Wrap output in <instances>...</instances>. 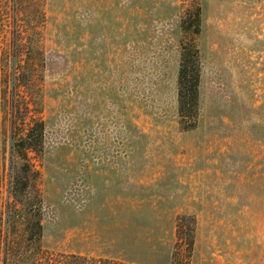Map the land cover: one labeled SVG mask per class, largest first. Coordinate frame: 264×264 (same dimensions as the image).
<instances>
[{"label":"rangeland","instance_id":"obj_1","mask_svg":"<svg viewBox=\"0 0 264 264\" xmlns=\"http://www.w3.org/2000/svg\"><path fill=\"white\" fill-rule=\"evenodd\" d=\"M197 3L200 112L184 130L181 21ZM25 103L46 124L29 152L43 252L11 182ZM179 214L197 221L191 264H264V0H0V264L8 233L9 264H171Z\"/></svg>","mask_w":264,"mask_h":264},{"label":"trees","instance_id":"obj_2","mask_svg":"<svg viewBox=\"0 0 264 264\" xmlns=\"http://www.w3.org/2000/svg\"><path fill=\"white\" fill-rule=\"evenodd\" d=\"M202 9L199 3L183 16L181 25L187 36L181 43V59L178 73V113L179 122L184 130L193 128L198 123L200 112V85L202 64L200 50L196 36L201 32ZM37 110V107H35ZM46 124L40 111H34L29 104L12 106L11 138L12 148L25 160L24 174L12 175L13 193L27 195L23 206H30L31 214L24 225L26 239L37 249H42L41 222L43 198L38 185L40 172L34 168L29 160V152H42L45 142ZM33 199V201H27ZM197 221L193 215L179 214L176 218V242L174 245L171 264H191V257L196 242ZM19 249V242L15 235H7L4 247V264H9V256H15ZM72 257L76 255H71ZM85 259L87 257L82 256ZM90 260L93 258L89 257ZM94 261V260H93ZM95 262V261H94ZM40 264L39 259L31 261ZM49 264V263H48ZM51 264V263H50ZM97 264H133L109 258H98Z\"/></svg>","mask_w":264,"mask_h":264}]
</instances>
